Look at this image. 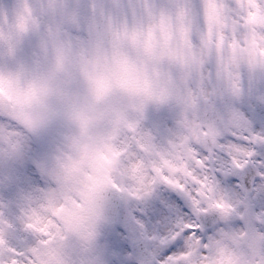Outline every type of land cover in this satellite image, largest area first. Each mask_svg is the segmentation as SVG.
Here are the masks:
<instances>
[{"label": "clouds", "instance_id": "obj_1", "mask_svg": "<svg viewBox=\"0 0 264 264\" xmlns=\"http://www.w3.org/2000/svg\"><path fill=\"white\" fill-rule=\"evenodd\" d=\"M197 4L0 22L2 264H264V0Z\"/></svg>", "mask_w": 264, "mask_h": 264}, {"label": "snow or ice", "instance_id": "obj_2", "mask_svg": "<svg viewBox=\"0 0 264 264\" xmlns=\"http://www.w3.org/2000/svg\"><path fill=\"white\" fill-rule=\"evenodd\" d=\"M43 3L44 0H41ZM55 3V0H47L48 5H52ZM181 4L183 7H187L189 4H197V0H181ZM34 8V0H12L10 6H5L3 3H0V22H3L5 19L15 18L17 20H21L24 16L30 14ZM197 9H199V5L197 4ZM81 19V11L80 8L77 6L73 9L71 15V22L79 23ZM264 172V168L260 169ZM36 174L42 175L41 169L39 166L36 167ZM252 183L258 182L259 178L252 176L251 178ZM25 183H31L32 177L28 176L24 180ZM247 186V185H246ZM18 199H25L26 192L24 189H19L16 193ZM264 202V193H261L257 197V201L254 203ZM111 245L114 250H119L122 248L123 245L128 243V238L126 235V227L123 231L119 230L118 228L114 227L111 232ZM2 264V262H0Z\"/></svg>", "mask_w": 264, "mask_h": 264}, {"label": "rangeland", "instance_id": "obj_3", "mask_svg": "<svg viewBox=\"0 0 264 264\" xmlns=\"http://www.w3.org/2000/svg\"><path fill=\"white\" fill-rule=\"evenodd\" d=\"M224 2V0H212L213 3V11L219 15V10L217 9V5L222 4Z\"/></svg>", "mask_w": 264, "mask_h": 264}]
</instances>
